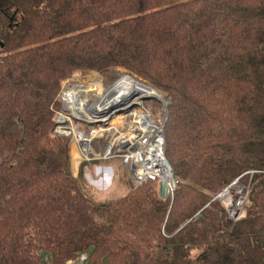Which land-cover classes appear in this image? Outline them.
<instances>
[{
    "label": "trees",
    "instance_id": "1",
    "mask_svg": "<svg viewBox=\"0 0 264 264\" xmlns=\"http://www.w3.org/2000/svg\"><path fill=\"white\" fill-rule=\"evenodd\" d=\"M114 69L170 99L167 200L149 182L95 203L52 135L63 82ZM238 179L250 193L234 222L215 199ZM80 253L264 264V0H0V264Z\"/></svg>",
    "mask_w": 264,
    "mask_h": 264
},
{
    "label": "built area",
    "instance_id": "2",
    "mask_svg": "<svg viewBox=\"0 0 264 264\" xmlns=\"http://www.w3.org/2000/svg\"><path fill=\"white\" fill-rule=\"evenodd\" d=\"M85 73L88 72L76 73L63 82L59 95L62 110L56 114V124L52 135L69 140L70 151H73L74 148L78 155L77 168L82 164L92 165L95 162L106 163L120 160L129 171L132 187H139L149 182H158L159 184L166 182L165 177L171 174L170 166L165 157L164 133L168 102L164 99L147 97L137 103L134 100L135 105L132 107L126 106L123 109L124 111L119 113L112 111L109 114H95L94 106L101 104L103 98L102 93L91 92L83 95L82 99L85 103L84 107L93 114V119L79 118L74 114L75 109H73L76 102L68 99L66 94L73 89L75 83L81 85L86 83L82 81ZM94 93L99 96V101L92 100ZM154 100L160 101L163 105L155 103ZM66 112H69L70 116L65 114ZM156 112L158 117L155 115ZM112 114H115L113 118H111ZM76 121L90 127V129L88 131L83 130L77 125ZM92 125L97 126L92 127ZM69 128H76L78 134L76 136L69 135ZM73 171L75 172L74 168ZM238 188L240 190L236 193L238 195L237 200L233 201L231 199V192L226 195L229 197V201L225 197L221 200L234 222H238L246 216V206L250 193V190L244 192L243 187ZM173 191H171V194ZM89 263V254L80 253L67 259L64 264Z\"/></svg>",
    "mask_w": 264,
    "mask_h": 264
},
{
    "label": "rangeland",
    "instance_id": "3",
    "mask_svg": "<svg viewBox=\"0 0 264 264\" xmlns=\"http://www.w3.org/2000/svg\"><path fill=\"white\" fill-rule=\"evenodd\" d=\"M87 72L88 73L84 74V77H83V75H81V76L83 77L82 81L86 82V83H84V85L87 86L88 89L84 85H80L79 88L83 89L84 91L86 89L88 94H90L91 92H99L100 94L102 93V96H103L106 92H108L109 90L116 87L117 84H120L124 81H128V82H131L133 84L144 83L146 85L151 86L150 84H148L146 82L142 81V83H141V82L137 81L136 79H138V78L136 76L130 74L126 70L114 69V70H109L106 73H98L95 71H93V72L87 71ZM96 73H98V74H96ZM122 74H123V76H126V77H129L127 75L134 76L136 79H134L132 77H129L131 79L121 77ZM79 79L81 81V77ZM138 80H140V79H138ZM103 83L105 86L103 85ZM103 86H104V88H102ZM108 88H109V90H108ZM154 89H156V88H154ZM75 91L76 90H73V92H75ZM157 91H159V90H157ZM159 92L162 95H164L163 99L166 102H168V104H170V99L167 97V94L162 92V91H159ZM58 99H59V96H58ZM92 100L93 101H99V96L96 93H94L92 96ZM154 102L159 103V105H163V103H161L158 100H154ZM148 104H150V103H148ZM65 114L70 116L69 112H66ZM155 115H156V117H158L157 112L155 113ZM159 117H160V115H159ZM76 123L80 128H82L85 131H88L90 129V127L84 126V124H82L81 122L76 121ZM96 126L97 125H92V127H96ZM69 130L74 131V128H69ZM70 156H71V160H72V151H70ZM72 162H73V160H72ZM94 167L95 166H93V168L86 169L87 172L92 173V177H91L92 181L90 183L86 182V181H83V182L81 181L80 184H81V187L83 188V190L87 193V195L95 203L100 204V205L108 204L110 202L124 198L125 196H127L129 194V192L132 189V185L130 182V175H129V171H128L127 167L122 163V161L115 160V161L106 162V163H99V167H101L104 170L102 172V174H100V176H98L97 173H94ZM107 167L111 168L112 171H110L111 169L110 170L105 169ZM92 170H93V172H92ZM71 173L73 175L72 170H71ZM74 174L75 175L77 174V170H75ZM233 189L236 193L239 192V190H240L238 187L233 188ZM230 197L234 201V194H232V191H231Z\"/></svg>",
    "mask_w": 264,
    "mask_h": 264
},
{
    "label": "bare ground",
    "instance_id": "4",
    "mask_svg": "<svg viewBox=\"0 0 264 264\" xmlns=\"http://www.w3.org/2000/svg\"><path fill=\"white\" fill-rule=\"evenodd\" d=\"M121 77H125V78H129L126 76L121 75ZM131 79V78H129ZM81 84L79 83H75L73 90H76L75 92H73V90L68 91V93L66 94V97L70 100H72V102H76V106H73V109H75V113L77 117H87L90 119H93L92 115L88 109L86 107H84V100L82 99L84 96L88 94V92L79 88ZM85 86V85H84ZM77 87V88H76ZM87 89L88 87L85 86ZM134 96L135 99V103H137L138 101H140L141 99L147 98V97H155L158 98L160 100H163V96L160 92H158L155 89H150L148 86L143 85V84H133L131 82L128 81H124L120 84H117L116 87H114L113 89L109 90L108 92H106L102 98V103L99 105H95L94 106V110H95V114H102L105 113V111H108L111 107H113L114 105H117L121 102H124L127 98ZM82 106V107H81ZM61 122L63 120H60ZM68 134L72 135V136H76L78 134L76 128H74V131L72 130H68ZM72 160H73V165L74 168L76 170L77 167V161H78V155L75 151V149L73 148L72 151ZM165 180L169 181L171 180V174H168L165 177ZM228 198V196H225V199ZM229 201V198H228Z\"/></svg>",
    "mask_w": 264,
    "mask_h": 264
},
{
    "label": "water",
    "instance_id": "5",
    "mask_svg": "<svg viewBox=\"0 0 264 264\" xmlns=\"http://www.w3.org/2000/svg\"><path fill=\"white\" fill-rule=\"evenodd\" d=\"M150 89H154L152 86H149L147 85ZM156 90V89H155ZM159 92V91H158ZM134 96H131L129 98H127L124 102H121L117 105H114L113 107H111L109 109V111H106L105 113L109 114L111 113L112 111H116L117 113L121 112V111H124L123 109L126 107V106H130L132 107L133 105H135L134 103ZM104 113V114H105ZM115 114H112L111 115V118L114 117ZM168 165L170 166L169 162L167 161ZM170 170H171V180L169 181H166V182H161L160 183V189H159V194H160V198L162 200H167L171 194V191H173L175 188H176V181L174 180V177H173V169L171 168L170 166ZM242 187L241 184L239 183V179L236 180L231 186H229L227 189H225L223 191L222 194H220L219 196L216 197L215 200H219L221 201L226 195H228L231 190L234 188V187Z\"/></svg>",
    "mask_w": 264,
    "mask_h": 264
},
{
    "label": "crops",
    "instance_id": "6",
    "mask_svg": "<svg viewBox=\"0 0 264 264\" xmlns=\"http://www.w3.org/2000/svg\"><path fill=\"white\" fill-rule=\"evenodd\" d=\"M99 163L100 162H95V163H93L92 165H88V164H82L79 168H77V174L75 175L74 174V171H73V162H72V160H71V170H72V172H73V176H75L76 178H78L79 176H83V178H84V181H86V182H91L92 181V179H91V177H92V173H90V172H87L86 171V169H88V168H93V166H95L94 167V173H97L98 174V176H100V174H102V172L104 171L101 167H99ZM105 169H111V168H109V167H107V168H105ZM110 171H112V169L110 170ZM92 172H93V170H92ZM132 185V184H131Z\"/></svg>",
    "mask_w": 264,
    "mask_h": 264
}]
</instances>
